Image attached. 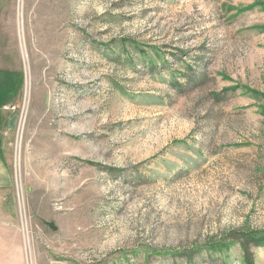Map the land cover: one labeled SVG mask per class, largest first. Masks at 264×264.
I'll use <instances>...</instances> for the list:
<instances>
[{
    "label": "rangeland",
    "instance_id": "obj_1",
    "mask_svg": "<svg viewBox=\"0 0 264 264\" xmlns=\"http://www.w3.org/2000/svg\"><path fill=\"white\" fill-rule=\"evenodd\" d=\"M0 66L29 264H264V0H6Z\"/></svg>",
    "mask_w": 264,
    "mask_h": 264
},
{
    "label": "crops",
    "instance_id": "obj_2",
    "mask_svg": "<svg viewBox=\"0 0 264 264\" xmlns=\"http://www.w3.org/2000/svg\"><path fill=\"white\" fill-rule=\"evenodd\" d=\"M6 0H0V18ZM15 73L0 66V264H29L19 230V213L15 207V181L4 152L2 137L5 110L19 91Z\"/></svg>",
    "mask_w": 264,
    "mask_h": 264
},
{
    "label": "trees",
    "instance_id": "obj_3",
    "mask_svg": "<svg viewBox=\"0 0 264 264\" xmlns=\"http://www.w3.org/2000/svg\"><path fill=\"white\" fill-rule=\"evenodd\" d=\"M264 233V232H263ZM238 241L240 243L241 248L246 252L248 244H256L260 245L261 243H264V237H260L258 233H240L236 234L234 232L223 234L219 240L214 241L210 245H212L213 248H211L209 252L216 253L221 252L223 249L222 247H225L228 245L229 242ZM244 258V257H243Z\"/></svg>",
    "mask_w": 264,
    "mask_h": 264
}]
</instances>
